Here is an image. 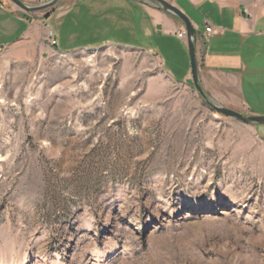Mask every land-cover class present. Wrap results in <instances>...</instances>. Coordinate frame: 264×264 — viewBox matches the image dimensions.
Wrapping results in <instances>:
<instances>
[{
  "label": "rangeland",
  "instance_id": "1",
  "mask_svg": "<svg viewBox=\"0 0 264 264\" xmlns=\"http://www.w3.org/2000/svg\"><path fill=\"white\" fill-rule=\"evenodd\" d=\"M81 47H0V264H264V125L148 49Z\"/></svg>",
  "mask_w": 264,
  "mask_h": 264
},
{
  "label": "crops",
  "instance_id": "2",
  "mask_svg": "<svg viewBox=\"0 0 264 264\" xmlns=\"http://www.w3.org/2000/svg\"><path fill=\"white\" fill-rule=\"evenodd\" d=\"M167 2L179 8L196 30L198 80L204 93L239 113L264 116V13L213 0ZM43 26L51 30L58 50L60 43L66 44L60 51L102 44L144 48L158 56L174 82L192 84L186 38L178 37L185 35L183 24L141 2L65 0L41 18L0 0V47L22 40L31 30L41 31ZM206 27L211 34L206 35ZM72 43L81 46L71 48Z\"/></svg>",
  "mask_w": 264,
  "mask_h": 264
},
{
  "label": "water",
  "instance_id": "3",
  "mask_svg": "<svg viewBox=\"0 0 264 264\" xmlns=\"http://www.w3.org/2000/svg\"><path fill=\"white\" fill-rule=\"evenodd\" d=\"M13 6L18 8L19 10L31 14L40 12L43 10H47L50 8H54L65 0H47L45 3L39 4L37 6H32L24 3L22 0H8ZM136 2H141L144 5L156 9L164 11L178 20L183 24L185 29L186 43L190 61V73L193 87L196 89L199 96L206 103V105L216 112L219 115L230 117L236 119L244 124L258 126L264 125V116L259 115H245L229 108H226L220 104H217L212 99H210L202 90L199 80H198V72H197V62H196V52H195V43H196V30L192 26L189 18L177 7L168 3L165 0H133Z\"/></svg>",
  "mask_w": 264,
  "mask_h": 264
},
{
  "label": "built area",
  "instance_id": "4",
  "mask_svg": "<svg viewBox=\"0 0 264 264\" xmlns=\"http://www.w3.org/2000/svg\"><path fill=\"white\" fill-rule=\"evenodd\" d=\"M205 33H206V35L211 34V28L210 27H206L205 28ZM178 37L180 39H185L186 38V36L184 34H179ZM52 45H56V41L53 38H52Z\"/></svg>",
  "mask_w": 264,
  "mask_h": 264
}]
</instances>
